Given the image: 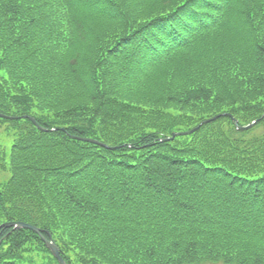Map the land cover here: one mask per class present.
<instances>
[{
  "label": "trees",
  "instance_id": "obj_1",
  "mask_svg": "<svg viewBox=\"0 0 264 264\" xmlns=\"http://www.w3.org/2000/svg\"><path fill=\"white\" fill-rule=\"evenodd\" d=\"M11 221L0 264H264V0H0Z\"/></svg>",
  "mask_w": 264,
  "mask_h": 264
},
{
  "label": "water",
  "instance_id": "obj_2",
  "mask_svg": "<svg viewBox=\"0 0 264 264\" xmlns=\"http://www.w3.org/2000/svg\"><path fill=\"white\" fill-rule=\"evenodd\" d=\"M209 120V119H208ZM207 120V121H208ZM256 121H253L252 123L246 125V126H240L239 128L240 129H244V128H248L251 126V124H254ZM198 127H196L197 129ZM194 129H191L189 131H184V132H179V133H174V135H177V134H187V133H190L192 132ZM173 135V136H174ZM171 138V137H170ZM166 139H169V138H166ZM84 140H88V141H92L94 142L93 140L91 139H84ZM14 227V228H29V229H32L36 232H40V229L32 224H29V223H25V222H21V221H11V222H5V223H2L0 225V227ZM44 241L46 242L48 248L51 250L52 254L54 255V257L57 258V260L59 261V264H66V262L64 261L61 253H60V249L59 247L56 245V243H54V241L51 239V238H44Z\"/></svg>",
  "mask_w": 264,
  "mask_h": 264
},
{
  "label": "rangeland",
  "instance_id": "obj_3",
  "mask_svg": "<svg viewBox=\"0 0 264 264\" xmlns=\"http://www.w3.org/2000/svg\"><path fill=\"white\" fill-rule=\"evenodd\" d=\"M10 143V140L6 141V144ZM200 264H225V263H222V262H218V263H212V262H202Z\"/></svg>",
  "mask_w": 264,
  "mask_h": 264
}]
</instances>
